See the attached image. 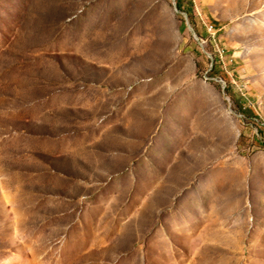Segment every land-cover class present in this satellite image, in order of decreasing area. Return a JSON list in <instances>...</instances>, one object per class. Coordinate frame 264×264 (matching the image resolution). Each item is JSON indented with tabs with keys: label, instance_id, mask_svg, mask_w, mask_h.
<instances>
[{
	"label": "rangeland",
	"instance_id": "1",
	"mask_svg": "<svg viewBox=\"0 0 264 264\" xmlns=\"http://www.w3.org/2000/svg\"><path fill=\"white\" fill-rule=\"evenodd\" d=\"M0 264H264V0H0Z\"/></svg>",
	"mask_w": 264,
	"mask_h": 264
},
{
	"label": "trees",
	"instance_id": "2",
	"mask_svg": "<svg viewBox=\"0 0 264 264\" xmlns=\"http://www.w3.org/2000/svg\"><path fill=\"white\" fill-rule=\"evenodd\" d=\"M176 8H177L178 11L183 12L186 15H189V13L186 10L185 4L183 2L180 1V2L176 3ZM211 26L213 28L216 27L214 24H211ZM219 69L220 68H218L215 63L212 64V66H211V68H210V70L208 72V76L210 78L219 77L223 82L227 83L228 82V76L225 74L227 76L225 78L224 77L225 75H223L224 72L221 69L220 70Z\"/></svg>",
	"mask_w": 264,
	"mask_h": 264
},
{
	"label": "built area",
	"instance_id": "3",
	"mask_svg": "<svg viewBox=\"0 0 264 264\" xmlns=\"http://www.w3.org/2000/svg\"><path fill=\"white\" fill-rule=\"evenodd\" d=\"M214 28L210 25L207 30L209 32V34H211L212 36L214 35L215 31L213 30Z\"/></svg>",
	"mask_w": 264,
	"mask_h": 264
}]
</instances>
